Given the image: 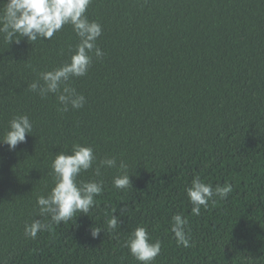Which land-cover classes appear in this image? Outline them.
Returning a JSON list of instances; mask_svg holds the SVG:
<instances>
[{
    "label": "trees",
    "instance_id": "16d2710c",
    "mask_svg": "<svg viewBox=\"0 0 264 264\" xmlns=\"http://www.w3.org/2000/svg\"><path fill=\"white\" fill-rule=\"evenodd\" d=\"M87 15L105 56L70 81L86 97L79 110L28 87L69 60L71 26L33 44L0 36V139L18 115L33 124L14 151L0 144V264H138L124 244L139 226L162 244L154 264H264V0H92ZM74 144L97 164L124 162L133 187H113L118 167L82 173L104 182L89 216L30 238L26 224L48 222L36 202L54 186L51 163ZM196 176L232 187L199 216L186 194ZM175 214L188 248L170 230ZM94 227L105 231L94 238Z\"/></svg>",
    "mask_w": 264,
    "mask_h": 264
},
{
    "label": "clouds",
    "instance_id": "9594fccd",
    "mask_svg": "<svg viewBox=\"0 0 264 264\" xmlns=\"http://www.w3.org/2000/svg\"><path fill=\"white\" fill-rule=\"evenodd\" d=\"M92 0H6L0 8V36L8 44L17 43L24 38L30 44L38 40H51L65 26H71L78 43L71 50L67 62L50 71H43L39 79L28 87L32 92H38L42 98L49 94L56 96L58 111L68 112L84 107L86 97L71 86L73 78L86 76L96 59L102 60L104 51L97 45L103 34L102 25L90 20L87 11ZM22 37V39H21ZM33 124L27 115H18L9 121L8 129L4 132L0 144L9 146V150L26 142L27 135H31ZM95 166V167H94ZM120 174L113 178V187L126 190L132 186L131 176L127 174V165L117 160L105 158L96 162V155L91 146L74 144L71 153H58L51 163V173L54 186L47 195L37 198L39 215L48 222L34 220L25 225V235L35 239L39 232L48 230L52 224L68 223L78 213L89 216L95 206L96 197L104 191L103 180L82 181V173L94 170L95 176L101 175V168H116ZM133 187V186H132ZM232 191L230 184L217 185L203 182L199 176L191 181L186 188V194L193 215L199 216L201 208L207 209L209 201L215 202L214 197L227 198ZM127 207L120 209V215L127 213ZM120 222L115 214L106 222L107 231L115 230ZM188 220L182 214H175L171 218V232L177 246L188 248L192 246ZM101 231L92 228L91 235L95 238ZM124 246L135 258L138 264H154L161 254L162 244L159 240L153 241L148 229L139 226L129 234Z\"/></svg>",
    "mask_w": 264,
    "mask_h": 264
}]
</instances>
